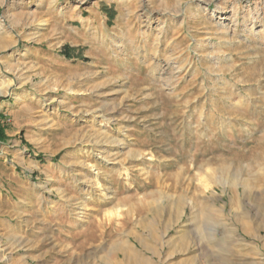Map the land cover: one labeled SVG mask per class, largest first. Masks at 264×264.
I'll use <instances>...</instances> for the list:
<instances>
[{"label": "rangeland", "instance_id": "1", "mask_svg": "<svg viewBox=\"0 0 264 264\" xmlns=\"http://www.w3.org/2000/svg\"><path fill=\"white\" fill-rule=\"evenodd\" d=\"M0 118V264H264V0H0Z\"/></svg>", "mask_w": 264, "mask_h": 264}, {"label": "trees", "instance_id": "2", "mask_svg": "<svg viewBox=\"0 0 264 264\" xmlns=\"http://www.w3.org/2000/svg\"><path fill=\"white\" fill-rule=\"evenodd\" d=\"M63 55H64L66 58L70 57L69 52H68V51H65V50H64V52H63ZM1 121H2V118H0V142H4V141L6 140V136H5V134H4V130H5V129H4V126H2Z\"/></svg>", "mask_w": 264, "mask_h": 264}, {"label": "bare ground", "instance_id": "3", "mask_svg": "<svg viewBox=\"0 0 264 264\" xmlns=\"http://www.w3.org/2000/svg\"><path fill=\"white\" fill-rule=\"evenodd\" d=\"M113 143L110 141V143L107 145V147L111 146Z\"/></svg>", "mask_w": 264, "mask_h": 264}]
</instances>
